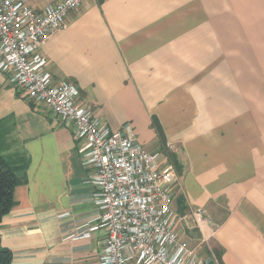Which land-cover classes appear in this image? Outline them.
Instances as JSON below:
<instances>
[{"label": "crops", "instance_id": "0c3cea01", "mask_svg": "<svg viewBox=\"0 0 264 264\" xmlns=\"http://www.w3.org/2000/svg\"><path fill=\"white\" fill-rule=\"evenodd\" d=\"M41 54L101 125L128 126L161 166L175 156L172 207L203 256L198 211L223 264H264V0H86ZM72 130L0 74V151L22 179L0 222L11 264H98L105 231L81 238L99 211Z\"/></svg>", "mask_w": 264, "mask_h": 264}, {"label": "built area", "instance_id": "2783aa9c", "mask_svg": "<svg viewBox=\"0 0 264 264\" xmlns=\"http://www.w3.org/2000/svg\"><path fill=\"white\" fill-rule=\"evenodd\" d=\"M85 2L59 0L36 11L28 0H0V74L8 75L25 100L72 127L86 182L96 189L98 225L81 238L105 231L98 264H223L209 248L212 229L203 211L192 217L206 233L204 256L180 231L185 217L172 207L174 169L161 166L128 126L124 134L113 133L95 120L79 102L76 85L53 82L41 49Z\"/></svg>", "mask_w": 264, "mask_h": 264}, {"label": "trees", "instance_id": "16d2710c", "mask_svg": "<svg viewBox=\"0 0 264 264\" xmlns=\"http://www.w3.org/2000/svg\"><path fill=\"white\" fill-rule=\"evenodd\" d=\"M159 134V133H158ZM160 139H162L159 134ZM177 174H180L181 168L176 162L175 156L166 154ZM23 178V177H22ZM22 182L18 174V167L7 162L0 151V222L13 207V193L15 187ZM218 257V252L213 250ZM0 264H11V254L8 250L0 246Z\"/></svg>", "mask_w": 264, "mask_h": 264}, {"label": "rangeland", "instance_id": "374dc122", "mask_svg": "<svg viewBox=\"0 0 264 264\" xmlns=\"http://www.w3.org/2000/svg\"><path fill=\"white\" fill-rule=\"evenodd\" d=\"M8 162H10V161H8ZM18 174H19V171H18ZM213 247H211V249H212ZM214 252V251H213Z\"/></svg>", "mask_w": 264, "mask_h": 264}]
</instances>
